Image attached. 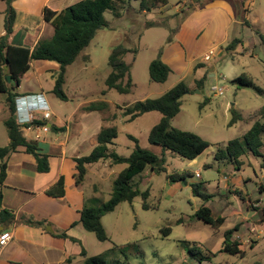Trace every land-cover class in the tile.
<instances>
[{
	"label": "crops",
	"instance_id": "obj_1",
	"mask_svg": "<svg viewBox=\"0 0 264 264\" xmlns=\"http://www.w3.org/2000/svg\"><path fill=\"white\" fill-rule=\"evenodd\" d=\"M76 1L78 0H20V4L14 5L17 15L13 32L7 34L4 27L5 14L11 3L8 0H0L2 3L0 38L5 36L11 44L32 49L39 40L50 38L54 33L53 26L44 19V9L48 7L58 11ZM195 1L197 3L193 12L180 26L175 27L170 42L167 39L171 34V28L164 25L148 28L142 26L136 30L135 38L129 39L132 43L130 46H137L138 52L128 54L130 58L134 56L131 58L132 61L127 60L126 56V60L131 63V76L134 82V87L128 94L119 93L115 89L104 92L106 84L95 90L98 79L93 73L94 65L89 55L83 54V63L73 76L68 77V73L75 61L67 66L64 90L68 98L61 99L53 93L54 76L59 70V64L50 60L31 61L29 70L20 77L18 91L21 95L17 101V118L20 121L32 116L31 121L25 122L29 124L28 126L22 123L24 135L36 144L40 153L48 156L50 168L45 172L39 171L36 157L24 147H20L7 157V174L0 185V210L5 208L13 212L15 220L3 223L0 219V233L5 230L12 233L6 244H0V264H81L84 260L81 254L83 247L88 255H94L95 253L90 252L89 243H94L93 236L96 234L86 230L80 222L81 211L88 199H101L102 190L107 187L106 185L113 183L125 165L122 164L124 166L118 171L115 170L118 164L111 163L110 159L89 164L84 181L77 184L75 158L87 155L94 149L98 143V133L103 126L118 128V122H130L129 116L124 115V110L133 102L159 97L178 82L185 81L189 92L183 96L180 111L172 120L175 127L181 128L185 96L198 94L199 97L194 102L200 104L208 95L207 85L222 84L243 73L237 72V65L242 60L246 63L244 56L253 51L249 49L250 44L237 35L234 28L243 24H255L260 15L264 16V4L260 2L259 6H256L253 0L247 8L246 0ZM166 14L170 12L165 7L155 12L156 17ZM154 36L157 40L149 46ZM234 39L240 41L234 49H227L228 44ZM210 49H214L215 53L209 61L204 62L203 55ZM143 51L148 52L147 56L141 55ZM160 52L162 59L170 65L171 72L166 81L155 82L150 78L149 64ZM85 55L89 57L88 60H85ZM254 56L257 57L256 54ZM110 71L111 68L105 73L104 83ZM202 78H205V81L203 88L200 89L197 87V81ZM139 86L145 90L136 98L128 99L127 96ZM112 90L118 92L119 97L114 95L107 97ZM94 91L97 95L93 94ZM6 98L7 94L0 92L1 146L11 142L7 129L2 128L5 126V119L10 115ZM98 101L106 102L108 107L92 111L84 109L86 105ZM231 105L228 101L212 106L206 104L200 111L198 121H215L218 111L221 109L225 112L230 111ZM44 108L50 112L48 118L44 117ZM152 112L154 111L146 112L135 120ZM161 117V113L149 115L148 118L156 119L149 132ZM115 146L116 143L110 145V148L116 151ZM194 161L196 159L191 162ZM203 166L210 167L207 161ZM145 173L153 174L150 171ZM195 175L202 177L199 170ZM223 176L228 177V174ZM61 178L64 181V194L50 195L48 190ZM224 180V177L220 178L217 184L221 189L228 190L230 184L228 181L223 184ZM231 184H234L232 190L239 188L234 182ZM261 188L264 191V185ZM228 209L229 214L234 217L235 225H239V230L250 224L252 215L260 210L256 207L253 210L246 208L248 214L241 215L239 213L241 209L233 202H230ZM261 211L264 217V210ZM22 216L40 220L43 224L22 222L20 219ZM224 217L226 219L228 216ZM249 226L246 227L249 229ZM62 231H66L68 236H61Z\"/></svg>",
	"mask_w": 264,
	"mask_h": 264
},
{
	"label": "rangeland",
	"instance_id": "obj_2",
	"mask_svg": "<svg viewBox=\"0 0 264 264\" xmlns=\"http://www.w3.org/2000/svg\"><path fill=\"white\" fill-rule=\"evenodd\" d=\"M19 1L12 0L11 5L15 8V4H20ZM252 2L253 0H246L245 7L248 8ZM260 2L264 4V0H255L256 6H259ZM196 3L195 0H169L166 6H160L152 12L145 13L136 10L139 7V1L133 0L132 7L124 10L119 18L115 17L111 11H106L105 17L113 28L97 31L90 44L70 66L68 77L73 76L77 68L82 65V55L88 54L94 65L93 73L98 79V86L95 90H99L100 87L105 86L104 76L110 69L108 58L113 45L119 42L128 46L132 45L129 39L135 38L138 28L147 27L148 19L168 18L169 24L166 26L177 28L193 12ZM161 7H165L170 14L156 17L155 12ZM177 9H179L178 12ZM1 24L0 20V27ZM234 31L250 44L249 49L253 51L244 56L246 63L242 60L237 65V72H247L264 90V16L260 15L255 24L235 26ZM156 40L155 36L151 38L149 46ZM167 41L170 42L168 39ZM147 54L148 52L143 51L141 55L147 56ZM239 57L243 58V56ZM131 58L127 55V60L132 61ZM89 69H91L90 65ZM221 85H223L224 92L219 95H213L210 85L206 86L208 100L205 105H218L222 101L224 103L228 101L232 104L231 107L234 106L241 112L242 118L234 125H229L232 114L230 111L225 112L221 109L215 121H198L201 108L197 102H194L199 97L198 94L185 96L180 129L199 134L208 140L211 146L194 162L166 150L167 172L146 174V171L152 172L149 167L136 178L140 190H149L147 202L151 208L143 207L142 196L135 197L131 202H121L103 218L102 222L109 238L98 240L96 236H93L94 243H89L91 253H106V259L110 264H264V217L261 211L264 210V191L261 188L264 185V169L260 161L254 158H251L250 162L246 159L241 168H236L234 164L224 160H215L213 157L219 145L241 136L251 127L252 122L257 118L259 109L264 106V91L259 92L253 88L238 89L230 81ZM142 90L145 88L139 86L127 98L130 100L136 98ZM93 94L97 95L95 91ZM113 95L119 97L120 94L112 90L107 97ZM149 115H160V113L154 111ZM149 115L135 121L118 122V136L115 139L117 153L129 155L136 145V139L141 147L161 154L162 148L151 144L148 139L149 129L156 122V119L148 118ZM2 128L7 129L6 126ZM205 161L209 163V168L203 166ZM123 166L118 164L115 170L120 171ZM198 170L202 177L195 175ZM183 171L190 173L186 180L172 183L167 177V174L183 173ZM224 174H228V177L223 176ZM223 177L225 178L223 184H226L225 181L230 184L228 190L221 189L217 184L218 180ZM232 182L239 188L232 190L234 185L231 184ZM196 183H199L198 192L193 189V184ZM106 186L100 193L99 202H105L110 198L113 183ZM260 200L262 203H259ZM230 202L241 209L239 211L241 215L242 213L248 214L246 208L260 209L252 215L250 224L246 225H250L249 229L243 226L234 235V237L238 235L243 242L244 255L221 251L225 238L224 232L236 226L234 217L229 214ZM203 203L212 208L214 215L229 218L227 217L219 227L198 219L195 212ZM179 219L180 223H178ZM166 226L171 227L169 234L162 231ZM254 240L256 242L252 247ZM129 243L131 244L127 245ZM116 244L119 246L116 247ZM203 255H208V257H203Z\"/></svg>",
	"mask_w": 264,
	"mask_h": 264
},
{
	"label": "trees",
	"instance_id": "obj_3",
	"mask_svg": "<svg viewBox=\"0 0 264 264\" xmlns=\"http://www.w3.org/2000/svg\"><path fill=\"white\" fill-rule=\"evenodd\" d=\"M133 0H78L73 4L66 6L61 10H52L48 7L44 9V19L54 28V33L50 38L41 39L30 48L23 45H15L9 43L5 36L0 38V92L7 94L6 105L10 115L5 119V126L11 142L7 145H0V185L4 182L7 174V157L17 151L20 147H24L27 152L32 153L37 160V168L41 172L48 171L50 168L48 156L40 153L36 144L29 140L23 132V126L28 123L19 122L15 117L18 111V98L21 95L18 91L20 77L29 70L32 60H50L59 64V70L55 74V84L53 93L61 99H67L68 96L64 90L65 74L67 66L73 63L81 52L90 44L100 29L113 28L112 24L106 19L105 12L111 11L112 14L119 18L123 15L124 10L132 7ZM139 7L136 10L149 13L160 6H166L169 0H137ZM16 9L13 5H9L5 14L4 27L7 34H11L14 29L16 20ZM249 24V22H247ZM167 19L150 20L146 22L147 27L168 25ZM171 35L168 40H172V33L175 28H171ZM240 39L232 40L227 49L231 50L236 47ZM137 46H128L123 42H119L112 46L108 64L111 68L105 84L106 90L115 89L119 93L128 94L134 87L131 76V63L126 60V56L130 53L136 54ZM88 60V56H84ZM8 65V69H5ZM171 72V67L161 57V52L149 64V74L152 81L164 82L167 80ZM6 74L12 75V81L5 79ZM205 78L197 81V87L203 88ZM231 84L238 89L253 88L259 92L264 90L259 87L252 76L243 72L230 80ZM189 92V87L185 81L178 82L174 87L156 98H146L137 100L125 107L124 115L129 116V120L133 121L146 112L158 111L162 114L161 120L156 123L150 130L148 139L153 145L162 148L161 154L141 147L136 141V145L129 155H121L110 148L115 144L118 136V128L116 126H103L98 133V143L94 149L87 155L75 158L76 174L75 181L80 184L84 181L87 167L89 164L100 160L110 159L113 164H124L125 167L118 173L113 180L112 192L110 198L105 202H99V199H88L81 211L80 222L88 231L94 232L99 240L108 239L105 227L102 222L103 216L112 212L121 202L133 201L137 196H142L143 207L151 208L147 202L149 190L142 191L139 188V182L136 178L150 167L152 172H167L166 150H169L181 157L194 160L204 153L211 143L199 134L183 130L172 124L173 118L179 113L182 98ZM208 98L199 104L202 109ZM108 107L104 101L92 102L84 107L87 111L103 110ZM232 117L229 125H234L240 118L239 112L234 106L230 108ZM134 139V137H132ZM215 160H224L234 164L236 168H241L245 164V160L250 162L251 158L260 161L261 167L264 169V106H262L257 114V118L252 122L251 127L241 136L229 140L223 145H219L217 151L213 153ZM190 173L173 172L167 174L170 182L186 180ZM193 189L198 192L199 183L193 184ZM53 196H61L64 194V181L61 178L53 187L48 190ZM209 197V196H207ZM205 197V200H207ZM98 201V202H97ZM195 216L214 227H219L225 222V217L215 216L212 209L203 203L199 207ZM0 219L3 223L13 222L15 214L5 208L0 210ZM22 222L42 225L43 222L29 217L22 216ZM264 220V219H263ZM180 219L178 223H180ZM239 225L228 229L224 232V241L221 251L231 254H245L243 242L234 237ZM165 234L171 232V227L166 226L162 229ZM61 236H68L66 231L60 233ZM72 239L76 240L74 237ZM252 241L251 246L255 244ZM131 243L127 244L130 245ZM118 247L119 245H115ZM81 254L84 260L81 264H110L106 259V253L88 255L83 247ZM208 257V255H203Z\"/></svg>",
	"mask_w": 264,
	"mask_h": 264
},
{
	"label": "built area",
	"instance_id": "obj_4",
	"mask_svg": "<svg viewBox=\"0 0 264 264\" xmlns=\"http://www.w3.org/2000/svg\"><path fill=\"white\" fill-rule=\"evenodd\" d=\"M215 53L214 49H210L209 51H207L204 55H203V61L207 62L209 61L213 55ZM210 91L212 92L213 95H219V94H223L224 92V88L223 85L221 84H214L210 86ZM44 110V117L48 118L50 116V112L47 109H43ZM32 116L27 118V119H21L19 122L20 123H25L28 122L29 120L31 121ZM197 176H200L199 173H196ZM12 237V233L9 230H5L2 231L0 233V244H6Z\"/></svg>",
	"mask_w": 264,
	"mask_h": 264
},
{
	"label": "water",
	"instance_id": "obj_5",
	"mask_svg": "<svg viewBox=\"0 0 264 264\" xmlns=\"http://www.w3.org/2000/svg\"><path fill=\"white\" fill-rule=\"evenodd\" d=\"M12 0H8L9 3H11ZM5 69H8V65H5ZM5 79L6 81L8 82H11L12 81V75L11 74H6L5 75ZM15 117H17V115H15Z\"/></svg>",
	"mask_w": 264,
	"mask_h": 264
}]
</instances>
